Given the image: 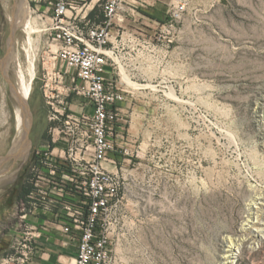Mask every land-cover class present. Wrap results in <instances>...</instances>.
<instances>
[{
    "label": "rangeland",
    "instance_id": "374dc122",
    "mask_svg": "<svg viewBox=\"0 0 264 264\" xmlns=\"http://www.w3.org/2000/svg\"><path fill=\"white\" fill-rule=\"evenodd\" d=\"M11 2L0 0V74L7 86L0 158L16 132L7 52ZM30 8L37 29L28 34L21 26L14 45L22 64L35 63L29 146L24 160L0 167V204L21 180L28 188L33 150L50 141L41 75L55 46L49 19ZM142 20L128 31L148 47L119 44L123 68L108 74L127 94L120 104L123 145L138 152L131 163L127 155L119 159L128 168L110 214L111 262L223 264V237H240L249 187L264 189V0H191L172 34L160 37L149 38L156 23ZM251 243L258 245L248 241L236 264H264V248L248 253Z\"/></svg>",
    "mask_w": 264,
    "mask_h": 264
},
{
    "label": "built area",
    "instance_id": "2783aa9c",
    "mask_svg": "<svg viewBox=\"0 0 264 264\" xmlns=\"http://www.w3.org/2000/svg\"><path fill=\"white\" fill-rule=\"evenodd\" d=\"M92 1L29 0L49 19L46 31L55 46L54 61L41 75L50 141L33 150L28 190L16 212L20 223L0 264L30 263L42 234L40 219L59 227L66 238H76L72 264H113L110 214L128 168L119 159L127 155L124 160L131 163L138 152L123 145L120 104L127 94L108 74L123 68L119 44L131 50L149 44L120 24L123 0ZM190 1L171 0L148 37L171 35Z\"/></svg>",
    "mask_w": 264,
    "mask_h": 264
},
{
    "label": "bare ground",
    "instance_id": "6f19581e",
    "mask_svg": "<svg viewBox=\"0 0 264 264\" xmlns=\"http://www.w3.org/2000/svg\"><path fill=\"white\" fill-rule=\"evenodd\" d=\"M6 17L11 32L8 43L9 51L7 52H9L8 61L11 66L9 71H11L12 75L11 87L14 98L13 107L15 112L16 132L13 137L11 148L0 158V167H2L4 163H14L24 160L28 152L29 142L27 139V130L30 125V110L27 98L31 91L35 76V63L33 58H28V60L26 58L27 61L25 60V63L22 64L18 55L19 52L17 54L14 45L21 26L22 31L28 34L37 29L32 21V9L30 8V2L28 0H12L10 8L6 12ZM50 58L51 63H53L54 57L51 56ZM4 172L5 170H3L1 174ZM249 190L250 199L248 204L249 207L247 206L248 215L236 231L240 237H223L222 241L226 245V249H224V252L220 255L223 264H236L240 256L246 251L245 245L248 241L252 242L256 240L258 243L257 246H252L251 243V245L248 246L249 248H247L248 253L264 248V189L257 190L252 185V187H249Z\"/></svg>",
    "mask_w": 264,
    "mask_h": 264
},
{
    "label": "crops",
    "instance_id": "0c3cea01",
    "mask_svg": "<svg viewBox=\"0 0 264 264\" xmlns=\"http://www.w3.org/2000/svg\"><path fill=\"white\" fill-rule=\"evenodd\" d=\"M124 10L120 15L124 17L120 23L123 28L130 29L142 22V17L150 21L164 19L168 4L171 0H123ZM95 2V1H94ZM92 2V3H94ZM88 8V11L90 10ZM131 27H130V26ZM9 79L11 81L10 73ZM3 74H0V128L3 127L6 113L7 86ZM75 110H78V107ZM45 142L39 147H44ZM22 180L15 185L0 204V258L9 251L10 239L20 220L17 217ZM11 198V199H10ZM42 234L34 245V255L29 264H72L75 256L76 238H66L59 227L50 223L49 220L40 219Z\"/></svg>",
    "mask_w": 264,
    "mask_h": 264
},
{
    "label": "trees",
    "instance_id": "16d2710c",
    "mask_svg": "<svg viewBox=\"0 0 264 264\" xmlns=\"http://www.w3.org/2000/svg\"><path fill=\"white\" fill-rule=\"evenodd\" d=\"M89 15H93V12H89ZM28 190V188H26L25 186H23V189H22V186H21V191H20V195L22 196V194H24L26 191Z\"/></svg>",
    "mask_w": 264,
    "mask_h": 264
},
{
    "label": "flooded vegetation",
    "instance_id": "af4514ba",
    "mask_svg": "<svg viewBox=\"0 0 264 264\" xmlns=\"http://www.w3.org/2000/svg\"><path fill=\"white\" fill-rule=\"evenodd\" d=\"M12 238V237H11ZM10 241H11V239H10Z\"/></svg>",
    "mask_w": 264,
    "mask_h": 264
}]
</instances>
